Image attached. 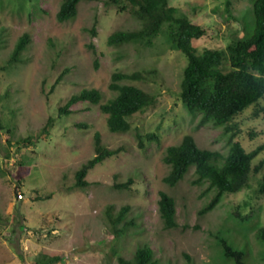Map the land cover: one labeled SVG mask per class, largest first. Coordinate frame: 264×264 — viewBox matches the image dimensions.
<instances>
[{"label":"rangeland","instance_id":"374dc122","mask_svg":"<svg viewBox=\"0 0 264 264\" xmlns=\"http://www.w3.org/2000/svg\"><path fill=\"white\" fill-rule=\"evenodd\" d=\"M62 2L0 0V264H37L47 256L60 257L55 264H119V257L133 260L137 247L144 245L161 264H233L222 257L217 236L242 250L248 264H264V242L257 238L264 228V194L258 191L264 166L251 175L249 189L226 194L205 215L200 211L216 191H209L208 182L192 183L194 168L177 186L164 183L170 171L165 151L186 135L202 149L229 151L225 128L200 126L201 116L191 115L180 101L187 58L162 32L151 47L110 46V35L139 30L142 24L109 0L83 1L74 20L59 22ZM253 2L169 0L206 29L193 42L198 53L226 49L237 36L250 37ZM25 34L31 37L28 49L21 62L8 66ZM137 71L144 79L122 84L155 95L156 103L130 120L129 132L112 133L100 105L89 102L60 117L73 95L96 89L105 104L116 96L110 89L113 74ZM261 107L264 102L250 106L232 122L239 130L235 141L248 152L264 145ZM49 119L53 122L44 131ZM136 132L155 133L159 141L146 142L142 149ZM96 134L105 148L119 153L89 171L87 187L76 188L77 171L96 155ZM260 163L264 150L252 165ZM130 180L128 189L116 186ZM160 192L176 201L177 228H165ZM126 207V217L117 225L125 232L118 236L107 214L117 217ZM251 213L253 220L240 218Z\"/></svg>","mask_w":264,"mask_h":264},{"label":"trees","instance_id":"16d2710c","mask_svg":"<svg viewBox=\"0 0 264 264\" xmlns=\"http://www.w3.org/2000/svg\"><path fill=\"white\" fill-rule=\"evenodd\" d=\"M83 1L89 0H63L57 14L59 22L74 20L78 6ZM109 4L120 12L129 11L142 24L139 30L113 33L108 38L109 45L118 47L132 43L151 47L153 40L162 32L171 46L187 58L179 94L181 103L191 115L201 116L200 126L212 123L224 127L230 134L229 151L226 155L219 151L200 148L191 135H186L179 145L168 147L163 161L170 167V171L164 178V183L173 188L194 168L195 179L192 183L200 186L208 182L209 191H216L200 211V215L213 211L226 194L249 189L251 175L258 174L263 169L264 164L253 166L252 163L264 150V145L248 152L240 142L235 141L239 130L232 122L250 106H259L264 102V0L253 2L254 29L250 37L237 36L226 49H205L202 53H198L193 42L204 37L207 33L206 29L190 21L177 8L170 6L169 0H109ZM30 42L31 37L28 34L19 39L8 66L21 62L22 55L28 49ZM63 77L64 73L58 78L57 84ZM142 79L144 74L138 71L115 73L110 84V89L116 93L113 99L101 104L100 91L85 89L73 95L61 107L59 115L68 116L72 113L73 106L89 102L100 105L102 113L108 116L107 125L112 133H127L131 130L130 120L156 103L155 95L142 88L122 84L124 81ZM260 110L264 111V107ZM52 122V119L48 120L44 131ZM136 135L142 149L146 142L159 141L155 133L136 132ZM253 135L256 136V133L253 132ZM118 153L119 150L105 148L101 144L100 135L96 134V155L77 171L75 187L79 189L87 187L86 177L89 171ZM20 181L22 178L19 184ZM131 182L132 180L116 186L120 189H128ZM258 191L264 194V179L259 184ZM158 208L165 228H177L175 199L166 192H160ZM127 212L126 207L117 217L113 218L111 213L107 214L118 236L125 232L122 228L118 229L117 225L125 219ZM240 218L250 221L255 218V214L251 213L245 218ZM257 238L264 242V228L257 231ZM217 243L225 260L233 264H248L245 253L230 244L227 239L217 236ZM60 260L57 256H47L45 261L40 260L37 264H55ZM118 261L119 264H161V261L155 257L154 251L146 245L137 247L133 260L119 257Z\"/></svg>","mask_w":264,"mask_h":264}]
</instances>
